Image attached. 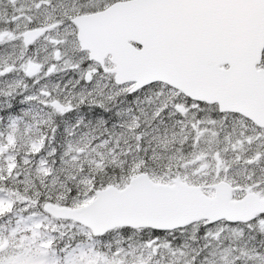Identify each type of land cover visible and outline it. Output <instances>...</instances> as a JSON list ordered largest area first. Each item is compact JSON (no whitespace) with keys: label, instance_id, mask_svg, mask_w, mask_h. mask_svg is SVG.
Returning a JSON list of instances; mask_svg holds the SVG:
<instances>
[{"label":"snow or ice","instance_id":"snow-or-ice-1","mask_svg":"<svg viewBox=\"0 0 264 264\" xmlns=\"http://www.w3.org/2000/svg\"><path fill=\"white\" fill-rule=\"evenodd\" d=\"M0 264H264V0H0Z\"/></svg>","mask_w":264,"mask_h":264}]
</instances>
